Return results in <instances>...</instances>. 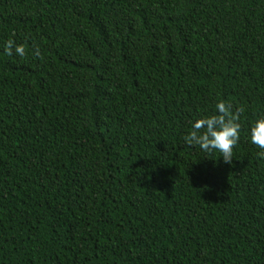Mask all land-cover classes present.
I'll list each match as a JSON object with an SVG mask.
<instances>
[{"label":"trees","instance_id":"16d2710c","mask_svg":"<svg viewBox=\"0 0 264 264\" xmlns=\"http://www.w3.org/2000/svg\"><path fill=\"white\" fill-rule=\"evenodd\" d=\"M261 114L264 0H0V264H264Z\"/></svg>","mask_w":264,"mask_h":264},{"label":"clouds","instance_id":"9594fccd","mask_svg":"<svg viewBox=\"0 0 264 264\" xmlns=\"http://www.w3.org/2000/svg\"><path fill=\"white\" fill-rule=\"evenodd\" d=\"M4 51L9 56L13 51L21 57L25 55L24 46L11 39L4 45ZM36 54H39L38 50ZM240 129L239 110L234 113L225 102L220 101L215 105L214 114L193 120L183 140L204 152L218 151L225 162L231 163L233 148L240 139ZM249 137L253 144L262 149L258 155L264 157V114L259 115L251 124Z\"/></svg>","mask_w":264,"mask_h":264}]
</instances>
